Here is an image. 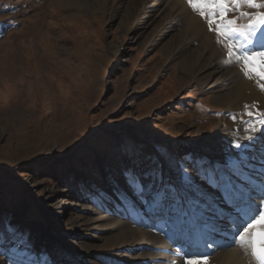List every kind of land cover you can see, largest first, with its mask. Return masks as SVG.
<instances>
[{
  "label": "rangeland",
  "instance_id": "374dc122",
  "mask_svg": "<svg viewBox=\"0 0 264 264\" xmlns=\"http://www.w3.org/2000/svg\"><path fill=\"white\" fill-rule=\"evenodd\" d=\"M79 1L0 0V264H144L152 249L143 240H158L177 212L188 215L195 233L164 242V255L173 261L159 256L156 263L176 264L174 258L195 252L207 255V264H222L214 259L219 252L240 245L236 223L179 208L158 218L153 204L127 194L119 172L132 144L154 163L159 157L220 160L226 149L244 155L245 148H231V142H257L244 139L249 125L242 126L247 117L240 113L245 105L264 110L262 82L250 73L263 97L252 94L239 104L211 87L223 71L204 77L197 69L205 59L190 71L187 60L201 41L181 33L157 38L176 0H166L150 21L143 15L124 20L128 3L117 6L120 0ZM182 1L191 15H200ZM230 18L237 28L250 22ZM203 24L228 55L232 41ZM203 53L208 59L209 51ZM217 135L226 139L215 143ZM117 185L123 194L114 193ZM241 202L224 207L230 218ZM122 234L134 243L115 240ZM217 241L224 247L209 252L206 244Z\"/></svg>",
  "mask_w": 264,
  "mask_h": 264
},
{
  "label": "snow or ice",
  "instance_id": "6c2138e0",
  "mask_svg": "<svg viewBox=\"0 0 264 264\" xmlns=\"http://www.w3.org/2000/svg\"><path fill=\"white\" fill-rule=\"evenodd\" d=\"M188 3L207 21L210 31L224 41H232L228 45L229 57L239 55L244 62V75L251 79V73L259 78L264 90V0H188ZM245 7L249 11H244ZM230 14L247 17L250 22L243 28L234 27L238 21L230 18ZM248 45L257 48L249 51ZM240 115L247 117L241 121L242 126L249 125L244 127L249 133L245 140L253 141L257 134L264 132V110L257 107L254 112L245 105V111ZM232 119L235 121L237 117ZM259 138L261 147L258 151L253 145L231 142V148L244 147L245 153L239 155L226 149L222 160L159 157L154 163L151 154L132 144L126 146L130 155L119 175L128 195L136 201L156 205L161 216L179 208L211 217L229 201L242 200L243 207L236 214L237 242L247 243L257 264H264V135ZM165 167L169 173L167 176ZM245 170L248 176L243 178L242 190L241 176ZM114 193L123 194L118 185L114 186ZM206 247L213 248L214 245L208 243ZM184 256V264H207L208 257L202 253H184Z\"/></svg>",
  "mask_w": 264,
  "mask_h": 264
},
{
  "label": "bare ground",
  "instance_id": "6f19581e",
  "mask_svg": "<svg viewBox=\"0 0 264 264\" xmlns=\"http://www.w3.org/2000/svg\"><path fill=\"white\" fill-rule=\"evenodd\" d=\"M69 1H71V0H69ZM82 1H85L87 3V0H80L79 2H82ZM95 1L97 2L98 0H95ZM150 1L151 0H120V2L118 3L117 6L128 3L127 8L125 10V14L123 16L124 20L128 19L127 17H130L131 19H133L139 15H143L145 18V21H150L151 19H153L152 17H155V16H157V14L162 12L163 7H161V6L164 5L166 0H152L154 2L151 5V7H154V9H150L149 10L150 12L148 13L145 9L147 7V4ZM174 2L175 3H172V6L169 7L168 10L166 9L168 11V13L166 15V19H164V22L162 24L163 27L161 28V26H159L158 30H160V31L157 34V38L159 37L161 39V38H164L166 35L169 34L171 36V38L173 39L175 37L180 36V33H181V35L186 36L191 42H193V41H199L200 42L201 41V43H202L201 47L202 48L201 49L194 48L192 50L191 55L193 58H192V60H190V59L187 60V62H188L187 66L189 68H191L190 71H194L195 69H197V68H195V66L198 65L202 61V59H205V61H206L205 67L197 69V71L201 70V72H202L201 74L204 77H212L215 73L223 71L224 73H223L222 78L214 80V83L211 85V87L217 88V86H218L221 89L220 92L225 90L222 94L226 98L225 99L226 102H229L230 100H232L233 102L237 101L239 103L240 100H241V102H242V100H247L250 97V95H252V94H254L255 97L262 98L264 95L262 96L259 93V91L255 89V86L253 83L255 80L252 78L251 79L248 78L249 80L247 81L241 77L242 75L239 72V68H238V66L235 65V61H236L237 57L236 56L235 57H233V56L229 57V55H223L222 54L223 48L219 47L216 43L213 42L212 38L210 37L209 33L206 30L205 24H203L204 19L200 15H196L195 13L191 15L190 10H188L186 8V6L183 4L182 0H176ZM65 5H67V4H65ZM70 6H71V4H70ZM180 25L182 28L180 27ZM183 41H184V43H189L187 39H183ZM181 44H182V42H181ZM204 50L207 52L209 51V53H210L208 56V59H206V57L203 53ZM226 68H227V71H225ZM208 79H210V78H208ZM261 134H264V132H262ZM215 138H216V140L219 141V142H215V143H220V142H222V140L226 139V136L225 135L224 136L223 135H217V136H215ZM256 139H257L258 143L257 142L254 143V141H253L252 145L255 146V148L257 150H259V148L261 147V141H260V138L258 136ZM221 144H223V143H221ZM248 150L251 151V148H249ZM220 160H222V159H220ZM253 163H255V161H253ZM245 171L248 172L247 170H245ZM245 176H248V175H242L241 181H243V178ZM241 185H242V183H241ZM241 189L243 190L244 186H242ZM54 194H55L54 192L50 191V197H53ZM235 204L233 205V208L231 209L233 212H235L234 215H232L233 216L232 218L229 217L230 214L228 213V210H230V209L227 208L226 211L224 210L225 209L224 207H226V205H223V207H222L223 209H218V214L215 216H216V218L217 217L221 218V219L224 218L223 221H221L222 224L226 222V219H228V221H230L231 223H237L236 213L238 212L237 209H239V208L235 209V207H234ZM238 205H242V207H243L242 202H241V204L239 203ZM151 207H152L151 209H154V215L156 214L158 218H161V215H159L157 213V211L154 207V204ZM189 213H191V212H189ZM150 215H152V212ZM170 216L173 217V220L171 221L170 224H168L167 230L165 232H163L162 234H160L158 240L153 241L151 238H148V239L145 238L143 240L144 242L145 241L151 242V244L149 242L145 243L146 245H144V246H147V247H149V249L150 248L152 249V253L149 254V258L145 259L144 264H157L156 261L161 259L159 256H162L164 261H170L171 259L169 258V256L164 255L165 251H167V247L164 246V242H169L170 239L172 237H174L175 235H176V237L182 236V235L184 236L186 234L191 236V234L195 233V228L192 225V221H189L188 215H186V214L178 215V212H177L176 216H174V214L170 215ZM204 216H208V215H204ZM212 217H214V216H212ZM199 221H202V219H200ZM209 222L210 221H208L206 225H209L208 224ZM182 225H184V227ZM215 227L218 228L217 225ZM221 230H222V232L224 231L223 229H221ZM202 232L205 233L203 230H202ZM233 234H234V232L231 229L229 231H227V233H226V235H228L229 237H231ZM117 236L118 235H115L114 238ZM124 237L125 236L122 234L121 238L117 237V238H115V240L123 241L126 243L128 242L130 245H132V243H134L132 238H131V240H130V238H126L123 240L122 238H124ZM206 238H207V236H206ZM220 239H221V237H220ZM110 244H111V242H110ZM186 244L189 247L192 245V242H187ZM226 244L227 243L225 242V245ZM223 247H224V245L220 244V241H217V242H215V246L213 248L209 249V252L213 253L214 250L220 249ZM246 247L249 248V251L251 253V249H250L249 245L244 246V245L240 244L236 249H229L225 252L224 251L219 252L221 254L214 259L219 258L218 260H220V262H222V264H255V263L257 264V261L254 258H253V260L255 261V263H254V261H252L249 258V254L246 253L248 251ZM174 260L177 261L176 264H184V262H185V260H181L179 258H174ZM171 261H173V260H171ZM113 264H117V263H113ZM163 264H165V263H163Z\"/></svg>",
  "mask_w": 264,
  "mask_h": 264
}]
</instances>
